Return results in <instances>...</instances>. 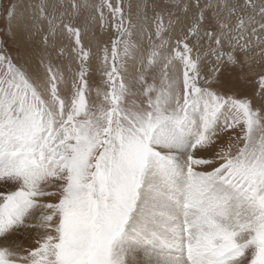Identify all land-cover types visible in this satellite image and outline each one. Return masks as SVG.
Returning <instances> with one entry per match:
<instances>
[{
  "label": "snow or ice",
  "instance_id": "6c2138e0",
  "mask_svg": "<svg viewBox=\"0 0 264 264\" xmlns=\"http://www.w3.org/2000/svg\"><path fill=\"white\" fill-rule=\"evenodd\" d=\"M0 264H264V0H7Z\"/></svg>",
  "mask_w": 264,
  "mask_h": 264
},
{
  "label": "rangeland",
  "instance_id": "374dc122",
  "mask_svg": "<svg viewBox=\"0 0 264 264\" xmlns=\"http://www.w3.org/2000/svg\"><path fill=\"white\" fill-rule=\"evenodd\" d=\"M6 3H7V0H0V29H2L5 25L4 18L2 15V7H3V4H6ZM0 39H6L7 40L6 46L8 47L10 53L13 56H15L17 53V45L13 41V39L11 37H5L2 33H0Z\"/></svg>",
  "mask_w": 264,
  "mask_h": 264
}]
</instances>
